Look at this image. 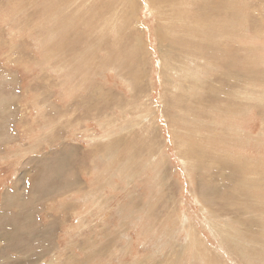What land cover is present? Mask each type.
Returning <instances> with one entry per match:
<instances>
[{"label":"rangeland","instance_id":"rangeland-1","mask_svg":"<svg viewBox=\"0 0 264 264\" xmlns=\"http://www.w3.org/2000/svg\"><path fill=\"white\" fill-rule=\"evenodd\" d=\"M0 264H264V0H0Z\"/></svg>","mask_w":264,"mask_h":264}]
</instances>
